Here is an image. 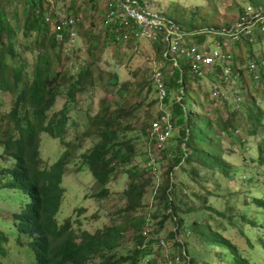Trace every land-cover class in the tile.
<instances>
[{
    "label": "trees",
    "instance_id": "1",
    "mask_svg": "<svg viewBox=\"0 0 264 264\" xmlns=\"http://www.w3.org/2000/svg\"><path fill=\"white\" fill-rule=\"evenodd\" d=\"M15 1H21L22 8L12 10L10 18L0 10V92L10 94L7 111L2 110L0 99V174L11 177L0 186L20 190L29 198L25 208L12 217L16 230L29 239L35 264H89L91 260L94 264H139L143 258L149 261L158 254L160 240L173 238L177 249L183 247L186 254L187 261L179 255L180 260L184 259L181 264H257L250 253L257 248L264 251L261 26L256 24L248 36L232 41L199 29L195 23L198 18L206 21L207 27L218 26L210 25L203 15L199 17L198 10L190 12L189 19L167 16L185 33V39H190L188 42L201 44L214 37V42L235 44L229 61L212 65L217 69L213 74L198 75L188 60L180 59L178 65H173L163 57V40L149 41L162 62L161 79L167 91L159 101L147 67H142L140 74L131 72L135 83L121 81L116 68L106 71L92 62L76 73L66 72L61 65L67 38L58 41L54 22L43 19L45 13H53L51 4L44 0ZM261 1L237 0L234 7L240 15L247 11L246 6H256ZM12 3L14 0H0V8ZM210 3L216 6L215 1ZM174 5L179 9L178 3ZM59 8L68 9L67 14L78 17L81 23L78 5L66 2ZM208 8L214 15L212 7ZM92 24L95 26L93 21ZM117 29H104V38L124 31ZM135 42L137 45L138 39L114 41L117 47L113 52L120 54L124 46L127 54ZM237 44L240 50L234 52ZM94 49L89 44L88 51ZM27 54L32 56L30 61ZM250 63L259 70L250 69ZM221 64L230 67L227 80ZM205 76L209 83L201 80ZM98 79L107 81L108 93L124 94H118L117 99L102 98L97 110L82 109L79 95L95 93ZM228 81L238 87L234 96L225 92L232 91L227 89ZM73 105L81 107L85 115L80 136L93 141L89 149L80 153L78 167L88 169L99 186L91 197L112 200L108 183L120 174L126 179L121 192L124 204L118 206L109 224L94 232L76 230L69 217L61 224L55 220L64 191V167L84 142L79 136L74 143L66 140ZM161 109L172 113L178 132L166 145L170 156L164 154L161 167L150 174L142 161L148 127ZM41 133L57 138L61 144L60 156L50 165H41ZM184 198L191 202H184ZM147 225V233L143 234ZM170 225L172 230H168ZM7 243L8 236L0 231V256L5 255Z\"/></svg>",
    "mask_w": 264,
    "mask_h": 264
},
{
    "label": "rangeland",
    "instance_id": "2",
    "mask_svg": "<svg viewBox=\"0 0 264 264\" xmlns=\"http://www.w3.org/2000/svg\"><path fill=\"white\" fill-rule=\"evenodd\" d=\"M44 1H47L49 5L51 4V9H58L61 5L66 4V2L70 6L71 4L79 6V17L81 18V23L77 22V37L75 41L67 44L62 54L61 66L66 70V72L76 73L81 66L92 62L102 70L104 69L108 71L109 69L116 68L121 75V81L130 80L132 83H135L136 80L134 79L131 72L136 73L137 71L138 74H140L142 67H147L149 68V73H151L153 67L161 68L162 62L156 58L149 39L137 38L138 44L136 45L135 42L132 49L129 50L127 54L124 53V46L121 47L120 54L113 52L117 47V44L113 42L111 34H109V36L107 35L106 39L104 38V29L106 30L109 27L101 26L102 16L106 11L108 0ZM141 1H145L144 3L149 6L150 10L165 16L167 19L171 18L173 14L179 17L185 16L189 19L192 15L190 12H192L193 10H198L199 17L203 15L204 18L208 20V23L210 25L218 26L207 27L206 21H200V18H198L197 22H195L198 25V28L201 30L207 29L204 32L213 34L218 33L221 30L223 31L225 27H223L222 25L224 23H229V26L234 24L239 16L234 7L237 4V0H213L216 2V6H213V4L210 3V1L212 0ZM175 3L179 4V9H175ZM92 5H94L95 8L92 7ZM208 6L212 7V10L215 12L214 15L211 13V10L208 8ZM19 7L22 8L21 1L14 0V3H12L10 7H1L0 10L10 18L11 16H9V13ZM185 8L189 9V12L184 11L183 9ZM245 9L251 12L264 11V0L256 4V6H246ZM63 11L65 14H67L68 9H65ZM84 13L86 14V16L83 15ZM92 21L95 23V26H93ZM111 30L112 29H110V31ZM261 31L264 32V30L262 29ZM213 38L214 37L208 38L206 40V43L204 44L212 46L214 43ZM89 44L95 46V49L90 52L88 51ZM234 44L235 43L232 41H227L226 43L230 51H233ZM236 46L237 48L235 47L234 52L238 51V48L241 47L238 44ZM27 55L28 60L30 61L32 56L30 54ZM249 68L253 71L259 70V68L257 66L255 68V65L252 63L249 64ZM216 70L217 69L210 66L207 67V70L205 72L213 74V72H215ZM230 72L231 70L227 73L224 72L225 80L228 79V75L230 74ZM201 80H204L205 83H209V79L206 76L201 77ZM106 84L107 81L98 79L95 93L93 92L89 95H79V97L82 99L79 103V105L82 106V109L88 108L91 110H97L102 98L106 97L107 99H117L118 94H124L123 91H118L117 95L112 92L108 93L106 91ZM236 86L237 85H235L234 82L232 83L231 81H228L227 89H232V91H225L226 94L229 96H234L237 93L238 87ZM226 94L224 93L223 96L227 97ZM86 96L89 98L88 100L83 99V97ZM0 99L2 110L7 111L10 105V94L7 92H0ZM177 99H179V97ZM241 100L242 99H240V102ZM79 109H81V107L77 105H73L70 108V120L66 140L69 143H74L77 141L76 136H79V139L84 142L82 144H79V146L81 147L75 152L73 156L70 157V159L67 160V164L64 167V173L61 180V186L64 191L60 201L59 209L55 215V220L58 224H61L65 218L69 217L70 219H72V227H74L76 230L85 229L89 232H94L97 227L104 224H109L110 219L114 215V212L117 210L118 206H122L124 204V201L121 199V192L125 187L126 179H124V176L120 174L116 179H113L108 183L107 187L112 194V200L105 201L104 199H102L101 201H97L95 200V198L91 197L94 193L99 191V186L95 182V179L88 169L84 167L78 169V167L80 166L82 160L79 156L80 153L89 149L92 146L93 141L89 138H82L80 136L84 131L82 122L84 121L85 115L84 112L80 111ZM221 114H224V111L221 110ZM177 132L178 127H176L173 136L176 135ZM2 154L3 147L2 145H0V155ZM60 154L61 144L59 140L57 138L50 137L46 133H41L39 147L41 165H50L55 160H57ZM233 155L235 156V154ZM10 178V175L7 173L0 174V182L2 183L9 181ZM149 198L150 196H146V199ZM113 201H117L116 204H113ZM186 201L188 203L191 202L189 199L184 198V202ZM28 202V196L22 191L14 188H3L0 186V231L4 232L8 236L6 253L4 256H0V264H35L33 251L28 244L29 239L16 230L12 217L13 213L23 210ZM183 207L185 208V205ZM117 219V221L120 220L119 218ZM172 229L173 226L170 225L168 227V230ZM162 239L164 238L162 237ZM178 239H181L180 236L178 237ZM174 240V238L173 241L164 239L163 242H160L158 254L151 257L154 259L150 261V258V260L148 261L147 258H143L139 264H165L164 262L167 257H170L174 254L183 256L184 248L181 247L177 249V247L173 243ZM183 257L185 258V261H187V258L185 256ZM250 257L255 263L264 264V251L262 249L257 248L252 250L250 253ZM179 262L181 264V262H184V259L179 260L177 264H179ZM89 264H94V260L89 261Z\"/></svg>",
    "mask_w": 264,
    "mask_h": 264
},
{
    "label": "built area",
    "instance_id": "3",
    "mask_svg": "<svg viewBox=\"0 0 264 264\" xmlns=\"http://www.w3.org/2000/svg\"><path fill=\"white\" fill-rule=\"evenodd\" d=\"M141 0H108L106 11L102 16V25L108 26L114 31L117 28H124L122 34L117 32L112 36L113 42L127 40L130 38H146L149 41L161 39L165 42L163 57L172 61L173 65H178L180 59L189 61L193 71L202 75L214 64L229 61L232 58L231 51L226 43L215 40L212 46L204 43L195 44L185 39V33L180 31L177 25L165 16L150 10L149 6ZM52 11V10H51ZM45 22H54L53 32L58 41L65 36L68 43L75 41L77 37L78 17L65 14L61 9H54L53 13L43 15ZM258 24L264 30V11H245L240 14L234 24L217 34L229 37L232 41H237L241 37L250 34L251 29ZM64 30L65 33L61 31ZM111 30V31H112ZM67 43V44H68ZM223 73L230 71V67L221 64ZM209 73V72H208ZM151 77L156 86L159 101H162L167 91L162 82V71L159 67H153ZM215 94V93H214ZM172 113L161 109L157 117L151 121L148 127V140L145 146V157L143 167L150 174L161 167V159L164 154L170 156L166 145L176 130L175 123L172 121ZM182 148L185 151L184 144ZM148 222L149 219L146 218ZM149 225L143 227V234L147 233ZM160 242H163L160 240ZM185 251L183 256H185ZM180 260L179 254L174 259H169L165 264H177Z\"/></svg>",
    "mask_w": 264,
    "mask_h": 264
},
{
    "label": "clouds",
    "instance_id": "4",
    "mask_svg": "<svg viewBox=\"0 0 264 264\" xmlns=\"http://www.w3.org/2000/svg\"><path fill=\"white\" fill-rule=\"evenodd\" d=\"M2 164V163H1Z\"/></svg>",
    "mask_w": 264,
    "mask_h": 264
}]
</instances>
